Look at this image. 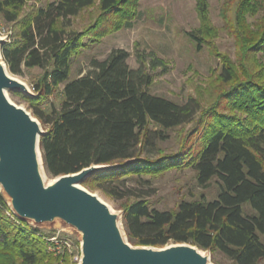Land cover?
<instances>
[{"label":"trees","instance_id":"1","mask_svg":"<svg viewBox=\"0 0 264 264\" xmlns=\"http://www.w3.org/2000/svg\"><path fill=\"white\" fill-rule=\"evenodd\" d=\"M137 1L55 0L19 18L24 0H0L1 18L15 29L0 46L7 71L16 77L28 69L41 71L31 86L34 95L12 93L28 104L44 131L39 140L44 171L55 179L91 166H112L89 175L81 185L117 202L134 198L120 206L123 229L133 246L189 244L216 252L230 264H259L264 260V2L240 0L237 6L246 77L200 114L196 149L182 145L174 154L153 157L156 143L168 139V130L194 120L199 111L195 100L181 105L149 94L151 76L142 66L130 68L128 54L121 49L104 60L91 59L84 75L68 79L72 59L88 32L110 15L135 17ZM198 5L204 13V0ZM92 7L98 13L95 26L77 29V18ZM258 9L261 18L250 31L244 15ZM250 64L253 72V67L247 69ZM230 70L224 68L225 82L232 78ZM57 89L62 97L59 108L50 106L45 112L42 100ZM222 104L235 111L233 116L219 112ZM186 168L194 171L201 188L215 180V199L200 196L179 202L173 211L159 210L145 199L150 194L125 186L133 176ZM50 238L18 218L0 192V264H52L59 258Z\"/></svg>","mask_w":264,"mask_h":264},{"label":"rangeland","instance_id":"2","mask_svg":"<svg viewBox=\"0 0 264 264\" xmlns=\"http://www.w3.org/2000/svg\"><path fill=\"white\" fill-rule=\"evenodd\" d=\"M53 1L55 0H24L19 18ZM198 4L199 0H138L135 17L130 20L123 18L122 15H110L103 19L100 25L95 26L98 14L96 7L84 10L76 20V27L79 30H85L93 24L95 27L93 26L94 28L92 27L93 29L83 38L79 53L72 59L69 80L84 75L89 70L91 59L101 61L112 50L121 49L128 54L127 64L130 68L142 66L151 76V84L146 89L149 94L181 105L190 102V99L199 104L200 112L198 111L192 122L168 130L166 132L168 139L156 143V151L150 154L153 157L159 154H174L182 145L186 149L195 150L197 142L195 132L199 131L200 114L211 108L213 106L211 103L221 102L223 93L246 77L241 64L239 45L243 32L236 20V9L240 0H204V13L200 11ZM261 13L258 9L255 14L244 15L246 29L254 31L253 25L260 20ZM128 21L131 23L130 27L125 26ZM14 31V25L5 22L0 16V38L8 42ZM192 37H197L198 40ZM155 60L160 62V65L152 62H156ZM261 63L263 66L264 62ZM226 67L231 68L229 72L232 78L225 82L223 71ZM250 67L253 68L249 72H253L255 66L250 64L247 69ZM40 76L41 71L33 68L24 70L23 76L16 78L30 91L32 84L37 82ZM12 92H6L8 100L30 113L28 104ZM61 99L57 89L42 100L40 108L45 112H49L50 106L59 108ZM222 107L219 108V112L233 116L235 111L227 109L225 104H222ZM40 175L45 186L53 183L54 178L48 176L44 170ZM125 186L134 189V193L150 194L145 199L150 206L159 210L173 211L183 200L197 201L203 196L205 200L210 201L217 195L215 180H212L208 187L201 188L197 185L195 173L190 168L172 169L154 176H133L131 180L125 181ZM80 187L97 196L119 217L118 227L122 237L128 242L121 221L120 206L132 202L134 198L117 202L100 191L90 190L82 185ZM0 192L10 205V200L1 187ZM244 209L248 210V205L244 206ZM25 221L52 236L50 240L57 246L56 257L59 258L52 264H79L81 234L75 228L59 219L42 224ZM169 245L171 244L167 246ZM202 252L208 257L209 264H230L216 252ZM64 253L67 254V261L63 260ZM259 264H264V260Z\"/></svg>","mask_w":264,"mask_h":264},{"label":"water","instance_id":"3","mask_svg":"<svg viewBox=\"0 0 264 264\" xmlns=\"http://www.w3.org/2000/svg\"><path fill=\"white\" fill-rule=\"evenodd\" d=\"M4 42L0 38V46ZM7 91L28 94L0 56V187L18 218L36 224L59 219L75 228L81 234L79 264H209L208 257L189 244L135 248L124 240L119 217L80 187L89 175L112 166H91L45 186L38 163L39 155L44 170L39 150L44 131L29 112L8 100Z\"/></svg>","mask_w":264,"mask_h":264},{"label":"bare ground","instance_id":"4","mask_svg":"<svg viewBox=\"0 0 264 264\" xmlns=\"http://www.w3.org/2000/svg\"><path fill=\"white\" fill-rule=\"evenodd\" d=\"M38 163H39V172H40V174H41V172L43 171V168H42V165H41V160H40V157H39V155H38ZM41 176V175H40ZM119 228V227H118ZM120 230V229H119ZM121 233V232H120ZM122 235V234H121ZM200 253L202 254V255H204L205 256V254L202 252V251H200Z\"/></svg>","mask_w":264,"mask_h":264},{"label":"built area","instance_id":"5","mask_svg":"<svg viewBox=\"0 0 264 264\" xmlns=\"http://www.w3.org/2000/svg\"><path fill=\"white\" fill-rule=\"evenodd\" d=\"M28 93H30L31 95H34L32 88L30 89V91H28ZM51 241H53V240H51Z\"/></svg>","mask_w":264,"mask_h":264}]
</instances>
